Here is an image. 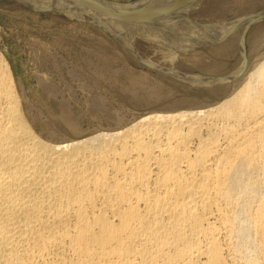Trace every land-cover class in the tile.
<instances>
[{"label":"bare ground","instance_id":"bare-ground-1","mask_svg":"<svg viewBox=\"0 0 264 264\" xmlns=\"http://www.w3.org/2000/svg\"><path fill=\"white\" fill-rule=\"evenodd\" d=\"M183 9L163 10L181 22ZM141 22L127 27L149 34L133 37L141 51L162 42L193 62L194 49L217 39L190 20L164 32ZM233 40L220 46L233 50ZM263 40L255 36L250 52ZM182 60H173L174 73L167 66L173 77L218 80L179 73L189 70ZM251 65L245 59L219 82L231 86L217 101L151 112L123 127L80 136L61 112L67 134L59 137L28 120L0 56V264H264V57Z\"/></svg>","mask_w":264,"mask_h":264},{"label":"rangeland","instance_id":"rangeland-1","mask_svg":"<svg viewBox=\"0 0 264 264\" xmlns=\"http://www.w3.org/2000/svg\"><path fill=\"white\" fill-rule=\"evenodd\" d=\"M28 1L0 0V56L12 72L26 117L44 136L51 130L57 132L59 137L67 134L63 127L67 121L64 122L61 112L70 115V123L77 124L82 132L80 136H83L129 125L151 112L194 107L202 101H217L230 91L231 85L219 83L223 78L238 71L245 59L252 66V63L264 57V40L256 52L251 53L249 48L255 36L264 34V0H31V4ZM89 1L91 4H88ZM117 7L123 9L121 13L125 15L126 12L128 15H120ZM181 7L185 8L183 11L186 10L181 17V20L185 17L182 23L177 20L179 18L165 15ZM84 8L86 13L82 11ZM110 11L115 12V15ZM95 12H99V18L103 19H98L101 20L99 23ZM127 18L128 23L125 21ZM161 18L171 22L165 25ZM138 20L144 26L150 20V26L147 27L149 32L160 31L163 27L171 29L174 25L176 27L190 20L205 26L202 36L215 35L217 39L192 51L196 55L193 57L194 63L190 57L185 58L184 49L178 54V49H170L164 42L165 45L162 42L153 44L145 52L136 47L133 37L140 32L138 35L147 39L149 34L145 35L147 32L143 33L141 29L136 33L132 32L134 30L128 31L134 29L131 26ZM105 22L111 23L113 29L107 27L109 25ZM122 27L126 28V33L124 30L121 32ZM127 35L132 37L126 38ZM161 38L159 40L162 41ZM231 38H234L232 46H237L232 47L233 50L220 46L222 42L232 44ZM201 43L199 41L196 45ZM156 49L163 50L164 54L169 51L165 54L167 58L163 57V52L157 53ZM141 55L158 66H153ZM160 55L162 58H159ZM174 57L183 59V65L189 68L179 73L192 77L199 75L203 80L214 77L218 83L208 86L206 83H189L182 74L183 80L173 77L168 71L172 69L171 72H176L172 65ZM164 61L171 63L166 64ZM167 66L172 68L167 69ZM44 84L47 85L44 87ZM48 87L55 89L52 90L53 95L47 92ZM98 101L100 104L96 105ZM178 102L180 106H176Z\"/></svg>","mask_w":264,"mask_h":264}]
</instances>
